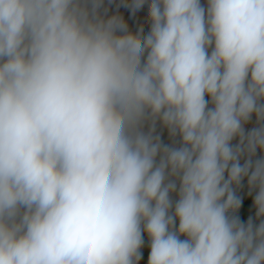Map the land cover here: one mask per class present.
Returning <instances> with one entry per match:
<instances>
[{
	"label": "clouds",
	"instance_id": "clouds-1",
	"mask_svg": "<svg viewBox=\"0 0 264 264\" xmlns=\"http://www.w3.org/2000/svg\"><path fill=\"white\" fill-rule=\"evenodd\" d=\"M146 246L264 264V0H0V264Z\"/></svg>",
	"mask_w": 264,
	"mask_h": 264
},
{
	"label": "crops",
	"instance_id": "crops-1",
	"mask_svg": "<svg viewBox=\"0 0 264 264\" xmlns=\"http://www.w3.org/2000/svg\"><path fill=\"white\" fill-rule=\"evenodd\" d=\"M118 2V0H117ZM115 11V8L113 7L110 11V14L111 12H114ZM120 12L122 14L125 15V18L129 20V23L133 26V27H138L139 24L141 23H145L146 24V14H147V8L145 6L144 9H142L141 11H139L135 17H130V13L125 10V9H120ZM147 30V29H146ZM143 252H144V259L141 261V264H146V261H147V254H148V249L147 248H144L143 249Z\"/></svg>",
	"mask_w": 264,
	"mask_h": 264
},
{
	"label": "rangeland",
	"instance_id": "rangeland-1",
	"mask_svg": "<svg viewBox=\"0 0 264 264\" xmlns=\"http://www.w3.org/2000/svg\"><path fill=\"white\" fill-rule=\"evenodd\" d=\"M246 189L244 190V194H245V200H244V205L241 209L240 215L242 216V218L246 219L248 215L253 214L252 208H251V197H247L246 195ZM147 248V246L145 247Z\"/></svg>",
	"mask_w": 264,
	"mask_h": 264
}]
</instances>
